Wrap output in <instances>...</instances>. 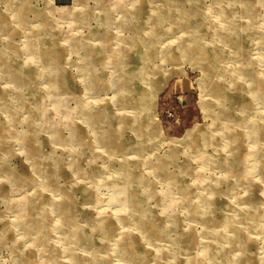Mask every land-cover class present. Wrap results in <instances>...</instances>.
Returning <instances> with one entry per match:
<instances>
[{
    "label": "rangeland",
    "instance_id": "rangeland-1",
    "mask_svg": "<svg viewBox=\"0 0 264 264\" xmlns=\"http://www.w3.org/2000/svg\"><path fill=\"white\" fill-rule=\"evenodd\" d=\"M0 264H264V0H0Z\"/></svg>",
    "mask_w": 264,
    "mask_h": 264
},
{
    "label": "bare ground",
    "instance_id": "bare-ground-1",
    "mask_svg": "<svg viewBox=\"0 0 264 264\" xmlns=\"http://www.w3.org/2000/svg\"><path fill=\"white\" fill-rule=\"evenodd\" d=\"M126 48V47H125ZM187 48V47H186ZM54 54V53H53ZM55 55V54H54ZM222 112V111H221ZM208 131V130H207ZM210 134V133H209ZM115 146V145H114ZM111 149H112V147H111ZM115 149V148H114ZM56 165V164H55ZM47 183V182H46ZM188 216H189V214H188ZM102 217V216H101ZM67 218V217H66ZM94 219V218H93ZM66 222V221H65ZM73 224V223H72ZM95 224H97L101 229H103L104 227H103V221H100V220H97L96 222H95ZM143 228H144V230H146V232L148 231L147 229L149 228V225L148 224H144L143 226H142ZM61 229V228H60ZM63 231V230H62ZM90 237V236H89ZM80 250V249H79ZM84 251V250H83ZM229 261V260H228Z\"/></svg>",
    "mask_w": 264,
    "mask_h": 264
},
{
    "label": "crops",
    "instance_id": "crops-1",
    "mask_svg": "<svg viewBox=\"0 0 264 264\" xmlns=\"http://www.w3.org/2000/svg\"><path fill=\"white\" fill-rule=\"evenodd\" d=\"M59 1H65V0H59Z\"/></svg>",
    "mask_w": 264,
    "mask_h": 264
}]
</instances>
